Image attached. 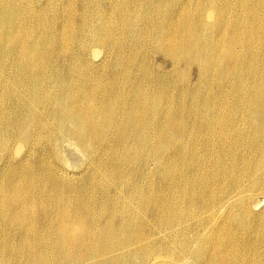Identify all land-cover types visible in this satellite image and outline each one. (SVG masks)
I'll use <instances>...</instances> for the list:
<instances>
[{
    "label": "bare ground",
    "instance_id": "1",
    "mask_svg": "<svg viewBox=\"0 0 264 264\" xmlns=\"http://www.w3.org/2000/svg\"><path fill=\"white\" fill-rule=\"evenodd\" d=\"M263 203L264 0H0V264H264Z\"/></svg>",
    "mask_w": 264,
    "mask_h": 264
},
{
    "label": "rangeland",
    "instance_id": "2",
    "mask_svg": "<svg viewBox=\"0 0 264 264\" xmlns=\"http://www.w3.org/2000/svg\"><path fill=\"white\" fill-rule=\"evenodd\" d=\"M155 61H156L155 63H156L157 65L161 66L162 69H167L168 64L165 63V62H162V59H161V58H156ZM68 156H69V158H71V160H70L71 167H72V168H75V167L77 166V163H75V161L77 162L78 159L76 158L75 155H72L71 153H70ZM70 156H71V157H70ZM73 156H75V157H73ZM72 157H73V158H72ZM74 159H75V161H74ZM72 161H73V162H72ZM262 201H263V200H262ZM263 204H264V203H263Z\"/></svg>",
    "mask_w": 264,
    "mask_h": 264
}]
</instances>
